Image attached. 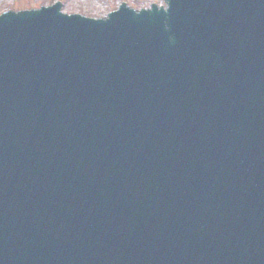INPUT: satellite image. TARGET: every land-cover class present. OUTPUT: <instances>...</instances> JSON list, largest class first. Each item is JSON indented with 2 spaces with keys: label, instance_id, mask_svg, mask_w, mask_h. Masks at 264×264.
I'll return each mask as SVG.
<instances>
[{
  "label": "water",
  "instance_id": "95a60500",
  "mask_svg": "<svg viewBox=\"0 0 264 264\" xmlns=\"http://www.w3.org/2000/svg\"><path fill=\"white\" fill-rule=\"evenodd\" d=\"M0 16V264H264V0Z\"/></svg>",
  "mask_w": 264,
  "mask_h": 264
},
{
  "label": "rangeland",
  "instance_id": "374dc122",
  "mask_svg": "<svg viewBox=\"0 0 264 264\" xmlns=\"http://www.w3.org/2000/svg\"><path fill=\"white\" fill-rule=\"evenodd\" d=\"M61 2L67 15L103 19L126 3L134 10L148 9L152 4L164 5V0H0V15L7 11H23L49 7Z\"/></svg>",
  "mask_w": 264,
  "mask_h": 264
}]
</instances>
